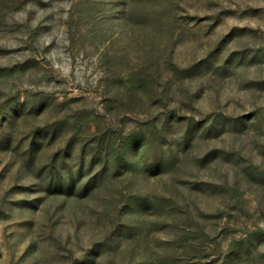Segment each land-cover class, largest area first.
Wrapping results in <instances>:
<instances>
[{
    "label": "rangeland",
    "instance_id": "rangeland-1",
    "mask_svg": "<svg viewBox=\"0 0 264 264\" xmlns=\"http://www.w3.org/2000/svg\"><path fill=\"white\" fill-rule=\"evenodd\" d=\"M0 264H264V0H0Z\"/></svg>",
    "mask_w": 264,
    "mask_h": 264
}]
</instances>
